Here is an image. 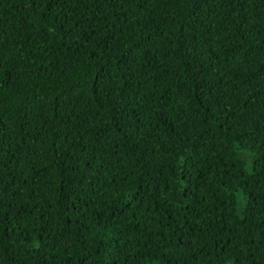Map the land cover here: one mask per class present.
<instances>
[{
  "label": "trees",
  "instance_id": "1",
  "mask_svg": "<svg viewBox=\"0 0 264 264\" xmlns=\"http://www.w3.org/2000/svg\"><path fill=\"white\" fill-rule=\"evenodd\" d=\"M0 264H264V0H0Z\"/></svg>",
  "mask_w": 264,
  "mask_h": 264
}]
</instances>
